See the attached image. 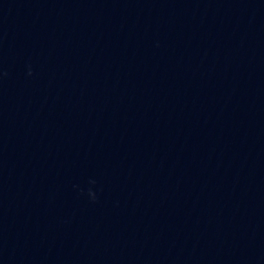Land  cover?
<instances>
[{"label": "water", "instance_id": "1", "mask_svg": "<svg viewBox=\"0 0 264 264\" xmlns=\"http://www.w3.org/2000/svg\"><path fill=\"white\" fill-rule=\"evenodd\" d=\"M0 264H264V0H0Z\"/></svg>", "mask_w": 264, "mask_h": 264}, {"label": "clouds", "instance_id": "2", "mask_svg": "<svg viewBox=\"0 0 264 264\" xmlns=\"http://www.w3.org/2000/svg\"><path fill=\"white\" fill-rule=\"evenodd\" d=\"M29 75H31V69L29 70ZM91 183L94 184L95 181L93 180V181H91ZM90 195H91V197H92L93 200L96 199V193H95L94 191H91V190H90Z\"/></svg>", "mask_w": 264, "mask_h": 264}]
</instances>
